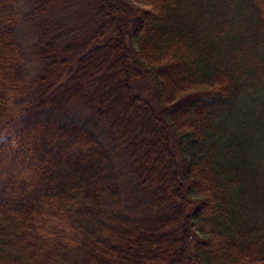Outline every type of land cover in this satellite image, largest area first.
Segmentation results:
<instances>
[{"label": "trees", "instance_id": "16d2710c", "mask_svg": "<svg viewBox=\"0 0 264 264\" xmlns=\"http://www.w3.org/2000/svg\"><path fill=\"white\" fill-rule=\"evenodd\" d=\"M30 2L0 0V264H264V0Z\"/></svg>", "mask_w": 264, "mask_h": 264}, {"label": "rangeland", "instance_id": "374dc122", "mask_svg": "<svg viewBox=\"0 0 264 264\" xmlns=\"http://www.w3.org/2000/svg\"><path fill=\"white\" fill-rule=\"evenodd\" d=\"M16 6L18 8V11L20 12V15H26L32 10V3L30 0H17ZM82 9V8H81ZM77 7L75 9H71L70 12L66 13L63 16V13L60 14L58 11L55 14V17L60 16L59 18H56V20L64 21L67 26L70 28L76 27L78 25H82L84 20L82 14H78ZM75 15H78L80 19L77 20ZM39 19H36L35 22L33 21H26L21 24L18 31V40L22 44L25 52V74L27 77V82L29 85L33 84L37 76L39 75L41 69H42V62L40 60V53L42 46L39 45L40 41V35H39ZM83 26V25H82ZM62 70L61 68H59ZM26 105L28 103H25ZM26 107L24 104L22 105H13L12 106V112L16 113L21 110V108ZM85 109H79L77 107L71 108V114H73L75 117L87 119L88 115L84 111ZM104 130V127L102 128V131ZM106 134H103L105 136Z\"/></svg>", "mask_w": 264, "mask_h": 264}]
</instances>
